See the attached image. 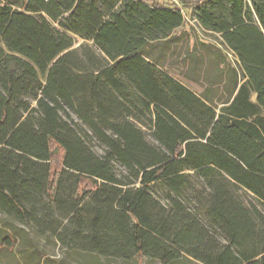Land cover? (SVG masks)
<instances>
[{"label":"trees","instance_id":"1","mask_svg":"<svg viewBox=\"0 0 264 264\" xmlns=\"http://www.w3.org/2000/svg\"><path fill=\"white\" fill-rule=\"evenodd\" d=\"M185 8L0 0V264H264V0Z\"/></svg>","mask_w":264,"mask_h":264},{"label":"rangeland","instance_id":"2","mask_svg":"<svg viewBox=\"0 0 264 264\" xmlns=\"http://www.w3.org/2000/svg\"><path fill=\"white\" fill-rule=\"evenodd\" d=\"M144 1L148 2L149 4L158 2V3L169 5V6L176 5V6L183 8L184 13L187 14L188 9H186L185 6L192 9V7L196 6L199 0H144ZM188 14L186 16L190 20V17ZM189 20L187 21L188 26L190 24ZM195 23L196 21H192V24H195ZM197 30L203 36L204 39H207L212 42L217 41L215 37L209 36L206 33H204L200 27L199 28L197 27L196 31ZM0 46H2L3 48L5 47V45L2 42H0ZM209 72L210 74H212L214 72V69H211V71ZM41 81L44 82V77H41ZM189 86L193 91L197 93L201 92L200 91L201 89L199 86L195 84H189ZM148 139L152 141V137L149 134H148ZM94 149L100 154L103 152L97 143L94 144ZM59 165H60V158H59V155L57 154L53 161V166L55 168H59L60 167ZM31 238H33L34 244L39 249V251L43 254V256L46 255V258H44L41 261L42 264H123L121 262H113V261H108L106 259L104 260L96 256L78 254L75 251H72L70 249H67L61 246L60 243H57V242L55 243L54 241L47 242L45 239L39 238L34 232L31 233ZM138 262L139 264H160L157 262L149 261L147 260V258H142ZM131 264H134V263H131ZM191 264H194V263H191Z\"/></svg>","mask_w":264,"mask_h":264},{"label":"water","instance_id":"3","mask_svg":"<svg viewBox=\"0 0 264 264\" xmlns=\"http://www.w3.org/2000/svg\"><path fill=\"white\" fill-rule=\"evenodd\" d=\"M84 42L82 40H80V42L78 44H76L73 48H77L79 47L80 45H82Z\"/></svg>","mask_w":264,"mask_h":264}]
</instances>
